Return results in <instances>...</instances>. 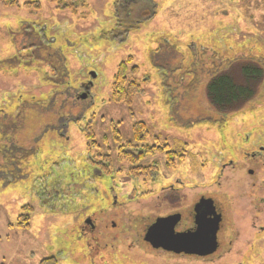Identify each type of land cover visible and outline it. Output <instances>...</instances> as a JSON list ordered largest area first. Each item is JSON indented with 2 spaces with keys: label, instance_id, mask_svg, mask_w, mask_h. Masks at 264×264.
<instances>
[{
  "label": "rangeland",
  "instance_id": "obj_1",
  "mask_svg": "<svg viewBox=\"0 0 264 264\" xmlns=\"http://www.w3.org/2000/svg\"><path fill=\"white\" fill-rule=\"evenodd\" d=\"M39 1L38 11L29 0L0 5V131L12 144L0 147V180L5 160L23 155L0 182V264H264L263 171L252 180L235 168L248 133L264 138V81L231 114L207 97L228 65L239 63L237 80L244 61L264 68V0H76L67 10ZM145 8L151 15L138 22ZM130 58L143 93L127 106L112 95ZM137 122L159 150L135 149V164L120 155L139 146ZM202 197L224 215L213 257L162 254L144 241L176 213L187 229Z\"/></svg>",
  "mask_w": 264,
  "mask_h": 264
},
{
  "label": "trees",
  "instance_id": "obj_2",
  "mask_svg": "<svg viewBox=\"0 0 264 264\" xmlns=\"http://www.w3.org/2000/svg\"><path fill=\"white\" fill-rule=\"evenodd\" d=\"M19 0H0V5L3 7H12L18 5ZM51 3L57 5L58 10H67V9H74L76 7L75 1L76 0H50ZM120 1V2H119ZM118 3H121L124 0H119ZM133 1V0H132ZM135 1V0H134ZM147 5L150 6L148 2ZM25 8L29 9L30 11H38L41 8L39 0H29L25 4ZM148 8V7H147ZM147 8L141 10V16H135V20L138 22H142L145 19H148L151 15L150 10H146ZM133 10L131 9L128 13H132ZM127 13V14H128ZM129 18H133V16H128ZM137 18V19H136ZM132 60L131 58L125 62H122L119 67L117 74L115 76L114 84H113V101L117 104H125L127 106H131L134 102L135 98L138 95L143 93V88L138 81L130 80L129 75H134L138 73V67L133 66L129 67ZM240 62V61H239ZM239 64V63H233ZM233 64L228 65L227 69L222 73H217L209 82L207 87V97L210 101L211 105L216 109L217 112L225 115L231 114L241 110L245 104L252 101L256 95L258 94L259 88L261 87L264 81V68L260 63L255 61H244L242 65L240 64V78L241 80H237L234 77V69H232ZM242 66V67H241ZM230 67V68H229ZM134 136L135 141L139 146H134L131 150H122L120 157L127 158L125 153L131 155L132 159L133 156L138 157L134 152H140V157H144L147 154H152L156 150L159 149L157 147H149L147 144V139L149 137V132L146 129V125L142 122H137L134 125ZM89 140H92L93 137L91 135L88 136ZM118 143H120V139L117 136ZM156 141H158L156 139ZM132 148V145L129 144ZM141 145V146H140ZM136 149V150H135ZM167 151L168 156L170 155H177L174 152H171L169 148ZM129 151V152H128ZM128 152V153H127ZM181 158L180 156H178ZM140 159V158H138ZM138 159H133L132 162L135 164ZM138 169V168H137ZM134 169L133 171H137ZM98 170V169H97ZM30 209L26 207L25 210ZM25 218V216H21V219ZM27 221L30 219L29 217L26 218ZM24 221V220H23ZM26 221V222H27ZM29 225L28 223L23 225L19 222L18 227L23 229ZM23 226V227H22ZM40 264H59L56 257H50L48 259L43 260Z\"/></svg>",
  "mask_w": 264,
  "mask_h": 264
},
{
  "label": "water",
  "instance_id": "obj_3",
  "mask_svg": "<svg viewBox=\"0 0 264 264\" xmlns=\"http://www.w3.org/2000/svg\"><path fill=\"white\" fill-rule=\"evenodd\" d=\"M85 97L84 95L83 99ZM196 213V232L176 234L174 229L180 221V216H170L158 219L150 226L145 241L155 249H164L169 252H183L201 256L215 253L217 250V234L220 230L222 218L217 214L213 200H202L196 207Z\"/></svg>",
  "mask_w": 264,
  "mask_h": 264
},
{
  "label": "flooded vegetation",
  "instance_id": "obj_4",
  "mask_svg": "<svg viewBox=\"0 0 264 264\" xmlns=\"http://www.w3.org/2000/svg\"><path fill=\"white\" fill-rule=\"evenodd\" d=\"M85 95H87V94H85ZM2 134H3V132L0 131V136L1 137H3V135H4V134L3 135ZM3 139H4V141H3L4 143L2 141H0V147L3 146V150H4L5 148H7L6 146H8L6 143L11 144V141L8 142L7 139L4 138V137H3ZM15 139L16 138L13 136V142H15ZM249 142L251 143V149L249 150V152L248 151H244V152L243 151H239V154L241 156L238 155V157L235 160V161H237V164H239V165H237L235 167V165H236L235 163L236 162L234 163L233 161H231L229 163L230 164V168H234V167L237 168V167H241L242 166L240 177H243L244 179H245V177H246V179H248L247 176L249 178H251V179L252 178H255L256 176H258V175L261 174V171H263V176H264V138H262V139H260V138H254L253 132H250V133H248V136H247V139H246V143H244V145L248 144ZM11 148H12V146H11ZM233 148L234 147H232L230 149V151L231 150L236 151ZM21 149H23V148L21 147ZM0 150H1L0 151L1 158L4 159L5 158V156H4L5 153L4 152L5 151H3L2 149H0ZM29 153L30 152L27 151L26 155H28ZM32 153H34V152H32ZM14 155H15V158L17 159V161L15 160V158H13V160L12 159L5 160L7 163H3L4 167H1V168H4L3 174H2V178L5 179V180H3V179L0 180V182H2V183L6 181V178L7 177H10L11 178V175H13L14 174L13 172L15 171V167L14 166H15L16 163H18V161L20 159L18 156L19 155L20 156H23V155H21L20 153H17V152H15ZM26 157L27 156L24 155V157H22V159H25ZM255 185H256V182L253 181L252 182L253 188H255ZM204 199L213 200L214 206L216 208V212L222 218V221L220 223V230H219V232L217 234V250H216L215 253H213L211 255H208V256H201V255H195V254H193V255L192 254H186V253H183V252L182 253L169 252V251H166L164 249H155V248H153L149 243H147L145 241V238H144V241L147 244H149L153 250H155L156 252L162 253V254H169V255L171 254V255H175V256L193 257V258H199V259H207V258L213 257L218 252V250L220 248L219 235H220V233L222 231V224L224 222V215L222 213V210L218 207V205L216 204V202H215L214 199H212L210 197L209 198L202 197L193 206V213L191 215L192 218H190V224H189V227L187 229L179 230V228L182 226V224H184L182 214L176 213V214H173V215H169L167 217L176 216V215L180 216V221L176 224L175 229H174V231H175L176 234H183V233H187V232L194 233V232L197 231V223H196L197 213H196V207ZM256 200H257L256 202L258 204L257 210L259 211L260 208H262L264 210V178L261 180V182L259 181L258 188L256 189ZM203 211L205 212V209ZM167 217H164V218H167ZM159 219H162V218H159ZM87 223L88 224H92V221L89 220V222H87ZM88 224H86V225H88ZM92 228L95 229L94 224H93ZM148 229H147V231H148ZM260 232L264 233V226H261L260 227ZM145 236H146V234H145Z\"/></svg>",
  "mask_w": 264,
  "mask_h": 264
}]
</instances>
